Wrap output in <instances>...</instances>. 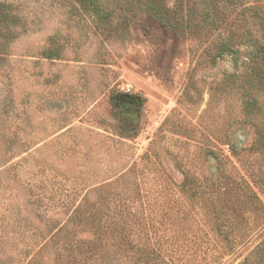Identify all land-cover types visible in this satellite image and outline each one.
<instances>
[{"label": "rangeland", "instance_id": "1", "mask_svg": "<svg viewBox=\"0 0 264 264\" xmlns=\"http://www.w3.org/2000/svg\"><path fill=\"white\" fill-rule=\"evenodd\" d=\"M98 6L0 0V264L255 258L264 0Z\"/></svg>", "mask_w": 264, "mask_h": 264}, {"label": "trees", "instance_id": "2", "mask_svg": "<svg viewBox=\"0 0 264 264\" xmlns=\"http://www.w3.org/2000/svg\"><path fill=\"white\" fill-rule=\"evenodd\" d=\"M77 1L82 6H86L87 8H89L93 14L97 16L101 14V10L98 6V0H77ZM150 8L151 9L149 10L151 11V14L162 21L163 17L161 16V13L157 11L156 9H154V7H150ZM7 20L8 18L6 16L0 17V23L6 22ZM252 61H253V65H251L252 81L254 84H257V82L262 83V81L264 80V70L261 71V69L259 68L258 56H254L252 58ZM115 99H116L117 104H121L122 106L121 108L131 106V105H136L138 101L133 97H129L128 95H123ZM247 234H248L247 231L241 232L239 234L234 232L235 237L233 238V240L229 242L228 244H225L224 246L225 253L232 254L235 251H237L245 243L244 238L248 236ZM226 240H228V234L226 236ZM257 249L259 250V252L257 250L256 252L257 254L255 258L251 257L252 255H254V252H250V254H248L247 257L239 264H264V245L261 246L260 248L261 250L259 249V247H257ZM155 251L157 250L151 249L149 251L143 252L144 257L146 259L145 264H168V263L171 264L170 262L166 263V261L160 258V255H155ZM220 262L218 261L217 264H220Z\"/></svg>", "mask_w": 264, "mask_h": 264}]
</instances>
